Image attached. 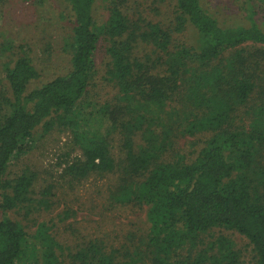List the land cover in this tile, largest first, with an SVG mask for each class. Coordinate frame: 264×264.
<instances>
[{"label": "trees", "instance_id": "16d2710c", "mask_svg": "<svg viewBox=\"0 0 264 264\" xmlns=\"http://www.w3.org/2000/svg\"><path fill=\"white\" fill-rule=\"evenodd\" d=\"M62 1L70 70L30 89L41 73L28 57L3 66L0 264H243L230 238L207 236L215 228L245 237L253 264H264V21L253 5L248 25L223 26L204 0ZM165 2L171 15L163 17ZM250 2L264 10V0ZM56 127L77 152L57 179L35 188L33 172L9 177L37 130ZM59 182L71 192L89 183L99 217L139 210L144 229L80 236L76 213L63 207L29 234L7 216L52 215Z\"/></svg>", "mask_w": 264, "mask_h": 264}, {"label": "rangeland", "instance_id": "374dc122", "mask_svg": "<svg viewBox=\"0 0 264 264\" xmlns=\"http://www.w3.org/2000/svg\"><path fill=\"white\" fill-rule=\"evenodd\" d=\"M205 7L215 16L223 26L248 25L247 12L249 6L253 5L255 17L259 23L264 21V10L256 6L250 0H204ZM169 4L165 2L163 9L159 10L164 14ZM94 16L99 22L104 21L106 13L102 4L97 3L94 7ZM70 10L62 0H0V102L2 92L7 90L4 80V65L12 64L18 57H28L35 67L40 71L41 77L30 85V89L37 88L58 75H64L70 70V54L66 43L71 35ZM106 56L104 48H98L96 64L98 75L96 84H99L97 92L101 88L99 77L104 72ZM95 87L92 93L95 92ZM108 89L102 91L100 101L108 97ZM6 97V96H5ZM2 104V103H1ZM9 110L0 111L7 113ZM70 135L58 127L48 134L42 135L37 130L35 143L31 150L24 156L14 160L9 166V177L30 171L36 174L35 188L42 184L57 179L60 173L59 164L64 161L68 154L72 158L77 152H71ZM180 146L186 148V142L180 141ZM62 182L57 183L56 198H54V212L35 213L24 216L23 211L19 213L8 212L7 216L20 222V225L29 234L34 233L33 224L42 222L55 216L63 207L71 208L75 213L76 221H79L77 234L108 235L115 239L124 238L129 232L140 234L144 229V217L137 209L132 213L131 207L121 209L114 214L99 217L103 208L99 207L96 197L93 199L95 207L89 203L86 187L89 183L78 186L76 191H69L67 185L65 190L60 188ZM113 211V210H112ZM60 236H68L66 240L71 241L69 232L61 223L57 224ZM224 235L230 238L242 255L243 264H253L252 247L248 240L233 231H226L222 228H215L207 236L212 238L217 235ZM75 237V236H74Z\"/></svg>", "mask_w": 264, "mask_h": 264}]
</instances>
